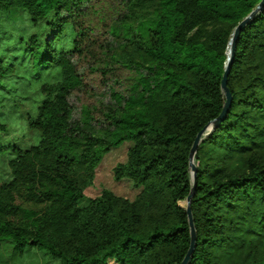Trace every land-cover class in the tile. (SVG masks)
I'll list each match as a JSON object with an SVG mask.
<instances>
[{
  "label": "trees",
  "instance_id": "obj_1",
  "mask_svg": "<svg viewBox=\"0 0 264 264\" xmlns=\"http://www.w3.org/2000/svg\"><path fill=\"white\" fill-rule=\"evenodd\" d=\"M93 1L0 0V16L23 11L38 29L0 39V88L9 94L0 107L13 97L7 106L24 135L6 143L0 125L8 171L0 249H36L55 264H181L191 246L182 204L194 185L190 152L226 102L233 30L261 0H119L122 12L99 20L105 43L94 37ZM88 58L109 99L83 102L76 115L71 99L85 87L79 61ZM121 70L127 82L118 88L110 82ZM228 87L227 118L206 131L195 158L189 264H264V8L238 39ZM126 141L133 145L114 176L140 193L87 197L105 155Z\"/></svg>",
  "mask_w": 264,
  "mask_h": 264
},
{
  "label": "rangeland",
  "instance_id": "obj_2",
  "mask_svg": "<svg viewBox=\"0 0 264 264\" xmlns=\"http://www.w3.org/2000/svg\"><path fill=\"white\" fill-rule=\"evenodd\" d=\"M92 3L96 7L95 10L97 9V11L101 12L100 14H97L96 12L91 13L92 20L98 25L94 37L99 39L101 43H105L110 38V35L105 32L106 25H104V23H100L99 20L101 17L106 18V20L116 18L118 14L122 12V4L119 0H94ZM1 26L4 30L1 31L2 33L0 34V39L4 36H13L14 40H18L22 36L28 38L38 30L29 23L27 14L20 10H12L10 12L2 13L0 16V27ZM92 61L93 58L79 61L80 69L85 76V87L82 90L74 92L71 99L75 106L76 115L83 102L99 105L102 101H107L109 99V95L107 94L108 87L104 83L102 73L91 70ZM125 72L126 71L124 70L118 71V80L114 78L116 82L112 80L110 83L118 88H122V85H125L127 82V75ZM35 73L40 76V79L46 80L47 76L45 69H39L37 67L35 69ZM7 89L8 87L4 86L0 88V101L5 96L9 95ZM8 98L13 97H7L2 103L5 105L0 107V125L2 126V124H6V128L9 130V133L3 135L2 133L4 132L1 130L0 132L4 136L3 141L6 143H14L19 142V138L23 139V121H20L16 116H13L12 112H10V109L7 106V104H9ZM23 98L24 97L21 94V99ZM26 134H29L28 137L34 136V134L30 131H26ZM132 145V141H126L119 146L114 147L108 154L105 155L102 162L96 169V177L93 185L89 186L85 190L87 197H97L105 188H107L112 190L117 195L127 197L132 200L135 199V197L140 193L141 188L135 187L133 181L128 178L117 181L114 176V167L118 163L126 161L128 150ZM7 172V163L0 157V184L7 179ZM182 204L186 206L185 202ZM41 253L42 252L36 249L26 251V253H20L19 251L14 250L12 246L5 247L0 249V264H55L50 257H46ZM111 264L117 263L111 261Z\"/></svg>",
  "mask_w": 264,
  "mask_h": 264
},
{
  "label": "water",
  "instance_id": "obj_3",
  "mask_svg": "<svg viewBox=\"0 0 264 264\" xmlns=\"http://www.w3.org/2000/svg\"><path fill=\"white\" fill-rule=\"evenodd\" d=\"M264 8V0H261V2L258 4V6L250 12L233 30V33L231 35V39L228 44V51H227V61L225 63V71L222 79V90L226 97V102L223 106L222 112L220 115L215 118L213 121H211L202 131H200L194 141V144L192 146L191 152H190V169H191V175L193 180V187L191 189L190 194L188 195L185 203H186V211L189 217V223L191 227V246L189 248V251L187 255L185 256L183 262L181 264H189L191 260V255L194 252V248L196 245V239H197V231L194 224V218L192 213V200L196 192V186H197V165L195 163L196 154L198 151V146L200 142L203 139V136L206 134V131H212L217 126L220 125V123L227 118V115L230 111V107L232 104V94L228 87V77L231 72V68L235 59L236 55V49H237V42L238 39L245 29L246 25Z\"/></svg>",
  "mask_w": 264,
  "mask_h": 264
}]
</instances>
